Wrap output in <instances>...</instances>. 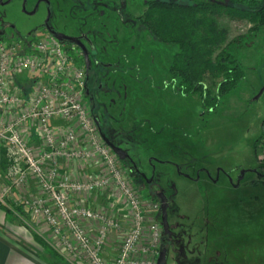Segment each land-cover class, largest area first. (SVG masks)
Returning a JSON list of instances; mask_svg holds the SVG:
<instances>
[{"label": "rangeland", "instance_id": "obj_1", "mask_svg": "<svg viewBox=\"0 0 264 264\" xmlns=\"http://www.w3.org/2000/svg\"><path fill=\"white\" fill-rule=\"evenodd\" d=\"M36 1L28 0V9L31 10ZM145 1L52 0L49 25L56 32L81 39L86 37L82 42L88 48L92 66L87 70L86 95L92 88L94 100L91 102L85 96L84 103L99 121L102 136L128 154V159L121 158L122 165L130 171V181L145 205L148 218L159 223V252L165 241L166 247L174 253L170 259L167 257L169 264H212L219 260L213 246L208 248L194 242L193 233L183 224L189 225L190 218L198 213H213L219 205L217 202L229 197L239 202L241 222L235 241L240 249L236 260L228 259L225 263L264 264V169L256 149L257 140L264 132V92L257 98L264 86L261 60L264 29L253 34L248 21L222 18V24L230 30L229 40L240 39L231 49L247 75L233 91L221 97L216 107L205 108L202 94L184 95L177 91L169 69L178 48L153 38L139 23L138 17L146 9ZM47 15L45 5L36 13L27 14L22 9V0L0 4V31L7 35L0 37L23 42L51 34L44 28ZM65 43L69 47L77 45ZM77 47L75 51L70 49V54L76 55L80 49L82 57L79 59L85 66L83 51ZM29 77L34 76L31 73L18 76L19 80ZM17 80L15 83L20 86ZM218 81H206L212 94L216 92ZM22 87V92L26 93L27 87ZM23 107L12 110L8 114L9 121L16 118ZM7 121L0 118L2 124ZM55 124L65 129L69 127L64 120H56ZM35 131L33 121L24 126L28 145L39 152L42 143L40 138L33 139ZM82 140V137L78 139V146H84ZM5 147L0 141V186L8 184L14 167ZM62 163L60 179L90 180L105 173L99 159ZM136 170H141L148 178L154 177L152 190L162 186L167 194L174 195L172 210L178 211L176 215L185 216L180 219L181 226L175 229L173 236L163 233L160 214L155 207L158 200L149 193L150 187L136 175ZM242 172L245 173L241 181ZM15 191L19 193L15 196L17 205H22L21 201L38 195L40 188L30 176ZM87 201L96 209L128 221L127 208L118 201L116 188L92 193ZM205 202L209 204H203ZM88 222L98 229V223ZM95 233L90 232L91 235ZM197 234L206 236L201 228ZM123 238L122 233L112 231L109 234L105 249L109 262L119 253ZM110 245L116 251L111 259L107 256Z\"/></svg>", "mask_w": 264, "mask_h": 264}, {"label": "built area", "instance_id": "obj_2", "mask_svg": "<svg viewBox=\"0 0 264 264\" xmlns=\"http://www.w3.org/2000/svg\"><path fill=\"white\" fill-rule=\"evenodd\" d=\"M76 48L53 34L23 42L0 37V118L8 120L0 123V141L14 161L8 184L0 186V204L8 206L14 191L32 176L40 193L21 201L22 205L50 226L65 259L89 264H157L159 223L148 218L130 181V171L107 145L96 118L84 103L88 71L81 65L80 49L76 55L70 54L69 50ZM25 73L34 75L28 98L15 83ZM21 106V113L9 121L8 114ZM56 120H64L69 127L57 126ZM32 121L42 143L39 152L25 139L24 126ZM80 137L83 147L78 146ZM257 157L264 169V132L257 145ZM93 159L102 161L104 175L90 180L60 179L63 161ZM108 188H116L118 201L128 211L127 222L87 201L88 195ZM75 197L85 201L74 203ZM83 221L98 223L95 236ZM112 231L122 233L124 238L119 253L109 262L105 249Z\"/></svg>", "mask_w": 264, "mask_h": 264}, {"label": "trees", "instance_id": "obj_3", "mask_svg": "<svg viewBox=\"0 0 264 264\" xmlns=\"http://www.w3.org/2000/svg\"><path fill=\"white\" fill-rule=\"evenodd\" d=\"M144 5L139 23L153 38L178 48L169 72L179 93H200L202 105L213 108L246 78L241 61L231 49L240 39L229 40L230 30L221 20L224 16L246 20L252 24L250 32L257 33L264 29V0H146ZM27 79L16 78L20 86L27 87L26 93L34 77ZM208 79L219 80L214 94L208 90ZM23 81H29L28 85H23ZM21 209V205L15 207L19 213ZM38 242L50 255L60 256L39 237Z\"/></svg>", "mask_w": 264, "mask_h": 264}, {"label": "crops", "instance_id": "obj_4", "mask_svg": "<svg viewBox=\"0 0 264 264\" xmlns=\"http://www.w3.org/2000/svg\"><path fill=\"white\" fill-rule=\"evenodd\" d=\"M261 60L264 65V55L261 57ZM257 77L258 79L260 78L259 75H256ZM28 82L24 81L23 85H28ZM32 85H29L28 95L32 93ZM35 135L33 139L36 137L39 139L37 131H35ZM17 194L19 193L15 191L8 199V206L6 207L11 210L0 204V264H89L81 260L72 263L65 259L57 249L56 237H54L52 231L45 223L33 217L22 205L21 207L26 213L23 211L19 213L15 210V207L18 206L15 197ZM73 202L82 204L84 200H82V197H75ZM103 204L105 205L106 202L103 201ZM203 204H209V202ZM217 204L219 205L215 207L216 211L213 213L206 211L201 214L198 213L196 217L190 218L191 222L186 229L188 228L193 233L192 239L197 244L200 243L202 246L205 245L208 248L210 247L209 245L213 246L219 260L212 264H226L225 262L228 259L236 260L238 258L237 253L240 249L239 243L235 241V238L238 239L241 222L238 211L239 202L229 197L221 199ZM105 207L108 208V205ZM26 215L28 221L25 219ZM126 217L128 219V213ZM186 217L188 220V215ZM83 224L89 232H95L96 228L93 225L91 226V223L83 221ZM198 228L203 229L206 234L205 237L197 234ZM37 236L50 245L51 248L58 251L60 256L50 255L47 252L48 250L38 242ZM114 248L113 245H110L107 251L109 259L116 253ZM166 252L169 259L174 254L169 249ZM220 260L225 261L219 263ZM168 261L167 259V264H169Z\"/></svg>", "mask_w": 264, "mask_h": 264}, {"label": "flooded vegetation", "instance_id": "obj_5", "mask_svg": "<svg viewBox=\"0 0 264 264\" xmlns=\"http://www.w3.org/2000/svg\"><path fill=\"white\" fill-rule=\"evenodd\" d=\"M6 1L7 0H3V5L9 3V2L6 3ZM24 1H26V9H27L26 13L29 14V12H31L35 8V6L37 5V2L39 0L36 1V3L34 4V6L32 7L31 10L28 9V0H22V5H23ZM52 3H53L52 0H41V2L38 5L37 10L42 5H45L48 11L52 10ZM44 28L47 30L45 24H44ZM0 36H7V35L5 34V31H0ZM83 37L84 38L82 40L85 41L86 37L85 36H83ZM90 69H92V66H91ZM89 71H88V77H89ZM86 97L91 102L94 100V92L92 91V88L88 89ZM97 122L99 124V121H97ZM99 127H100V125H99ZM128 157H125V158L128 159ZM136 171H137L136 175L137 176H141L142 179H144V181L146 182L147 187H150V188H148L149 193L151 195H153V197L155 199L158 200V205L156 207H157V209L159 211V214H160V219H161V225H162L163 233L165 234V236L166 235L169 236V237L173 236V233H175V229H177L179 226H181L180 219H182L185 216V215H183V217H181V214L176 215V213H178V211H176V209L172 210L173 209V204H174V202H173L174 195L171 194V193L167 194L166 191H165V188L162 187V186H158V190H152L151 189V187H152L151 185L153 184V186H155L154 185V183H155L154 182V177L151 176L150 178H148L146 176V174L144 172H142L141 170H136ZM244 173L241 174L242 179L244 177ZM242 179H240V180L242 181ZM164 205H165V208H166V213H164ZM164 217H166V219H167V226H168L167 232L164 229V222H163V218ZM183 226L186 228L188 225L184 223ZM169 241H172V240L169 239ZM167 249H169V248L166 247V242L164 241V244L162 246L161 251H163V250L167 251ZM161 251H160V253H161Z\"/></svg>", "mask_w": 264, "mask_h": 264}, {"label": "water", "instance_id": "obj_6", "mask_svg": "<svg viewBox=\"0 0 264 264\" xmlns=\"http://www.w3.org/2000/svg\"><path fill=\"white\" fill-rule=\"evenodd\" d=\"M10 1L11 0H7L6 3L10 2ZM40 2H41V0H39L37 2V5L35 6V8L31 12H29V14L36 13L38 5H39ZM0 4H3V0H0ZM22 9H23L24 12L27 11V9H26V1L23 2ZM50 15H51V10L48 11V15H47V18H46L45 23H44L46 28H47V30L51 34H53L55 37H57L59 40H61V41H67V42H71V43L77 44L83 51L85 67H86L87 70H90L91 63H90L89 51H88L87 46L82 42V39L78 38V37H72V36L66 35L64 33L56 32L55 30H53L51 28V26L49 25ZM263 92H264V86L261 89V91L258 93L257 98L260 97ZM104 139H105V142L107 143V145H109L119 156H121V158L128 157V155L121 148H119L118 146L113 144L106 137H104ZM243 173L244 172H242V174ZM240 179H242V177H240ZM164 213H166L165 205H164ZM163 222H164V229L167 232L168 226H167L166 217L163 218ZM157 264H167V252L165 250L161 251V253H160L159 257H158V260H157Z\"/></svg>", "mask_w": 264, "mask_h": 264}]
</instances>
